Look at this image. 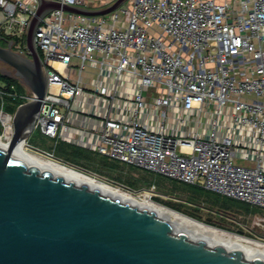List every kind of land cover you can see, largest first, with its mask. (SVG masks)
<instances>
[{
    "label": "built area",
    "instance_id": "2783aa9c",
    "mask_svg": "<svg viewBox=\"0 0 264 264\" xmlns=\"http://www.w3.org/2000/svg\"><path fill=\"white\" fill-rule=\"evenodd\" d=\"M51 1L102 9L116 0ZM37 7L0 0V35L22 54ZM34 42L47 89L33 131L264 209V0H125L101 15L55 9ZM25 90L1 85L3 142L32 97ZM4 96L21 100L13 112ZM23 145L41 150L28 138Z\"/></svg>",
    "mask_w": 264,
    "mask_h": 264
},
{
    "label": "water",
    "instance_id": "95a60500",
    "mask_svg": "<svg viewBox=\"0 0 264 264\" xmlns=\"http://www.w3.org/2000/svg\"><path fill=\"white\" fill-rule=\"evenodd\" d=\"M125 0L102 9L38 0L25 34L26 54L0 45V62L32 93L13 115L8 145H0V264H264L240 249L209 245L175 231L154 211L67 181L13 156L33 132L47 89L35 46L37 28L49 12L107 14ZM0 40L5 38L0 35Z\"/></svg>",
    "mask_w": 264,
    "mask_h": 264
},
{
    "label": "rangeland",
    "instance_id": "374dc122",
    "mask_svg": "<svg viewBox=\"0 0 264 264\" xmlns=\"http://www.w3.org/2000/svg\"><path fill=\"white\" fill-rule=\"evenodd\" d=\"M3 17L4 16L0 12V21ZM2 44L4 43L0 40V45ZM0 73L14 77L13 69L2 62H0ZM32 136L33 138L34 136H38V132L33 131L30 137H28V141H30ZM51 145L52 141L45 138L44 144L38 145V147L41 150H47V147ZM26 149L29 152L32 151L31 153L38 151V153H35L37 155L54 159L57 158L48 155L45 150L41 151L31 147H27ZM59 161L63 162L62 160ZM75 167L79 168L77 166ZM120 170L123 172L119 170L111 172L106 169L105 172H107L108 175H101L92 169H87L85 171L120 188V190L123 189V191L130 193L133 197L135 196L134 198H137L139 201L148 199L165 206H169L167 203H172L176 208L169 206L170 208L201 221L205 223V225H212L230 234H237L252 238L255 241L264 242V227H260L256 224L258 218L264 217V209H257L262 213H249L235 207L224 212L223 210H219L216 206H213L208 199L204 197L191 198L190 193L186 192V190H182L174 181L166 177L157 178L156 180L153 178H151L152 180H145L139 170L128 167L127 165H121ZM117 175L120 176L122 180L119 181L112 178V176ZM129 182L134 183V187H129Z\"/></svg>",
    "mask_w": 264,
    "mask_h": 264
},
{
    "label": "bare ground",
    "instance_id": "6f19581e",
    "mask_svg": "<svg viewBox=\"0 0 264 264\" xmlns=\"http://www.w3.org/2000/svg\"><path fill=\"white\" fill-rule=\"evenodd\" d=\"M0 145L7 146L8 143L0 140ZM31 152L25 148L22 141L14 148L12 154L24 160L29 165H37L41 170H49L53 175L62 176L67 181H73L79 185L85 184L90 189H98L101 193L118 198L122 202H129L141 208L154 211L158 217L172 223L175 231L185 232L193 239H203L209 245L222 244L229 250L240 249L244 253V256L250 259L254 257L264 259V242L255 241L252 238L237 234H230L212 225H205V223L180 213L169 206L155 203L148 199L139 201L130 193L123 191V189L120 190V188L109 184L97 176L87 173L85 170L60 162L57 158L44 157Z\"/></svg>",
    "mask_w": 264,
    "mask_h": 264
},
{
    "label": "trees",
    "instance_id": "16d2710c",
    "mask_svg": "<svg viewBox=\"0 0 264 264\" xmlns=\"http://www.w3.org/2000/svg\"><path fill=\"white\" fill-rule=\"evenodd\" d=\"M12 40V39H11ZM23 42H25V38H23ZM4 44H2V46H5L6 43L5 41H3ZM1 85H4V88L6 89V91L15 93L16 95H21V94H25L26 90L24 87V84H22L20 81H18V79H16L15 77H11L8 75H4L2 73H0V88ZM6 95V94H5ZM6 102L4 105V109L6 111L9 112H13L15 109L16 104L20 103V99L18 98H11V97H7L4 96ZM1 99H0V105H1ZM13 103V105H10L9 103ZM0 131H1V127H0ZM45 138L42 137L39 133L38 136H32V138L30 139L29 143L31 145H33L34 147H38V145H42L44 144ZM43 142V143H42ZM39 148V147H38ZM48 149H43L46 152H50L53 154L54 157H57V159L62 160L63 163H68L70 165L73 166H77L81 169L87 170V169H92L95 170L97 173L101 174V175H108L107 172H105V170H109V171H121V165H127L125 163L116 161V160H111L106 156H102L99 155L98 153L95 152H90L87 149L84 148H80L78 146L72 145V144H68L62 141H58L56 144H54L52 142V145L47 147ZM40 149V148H39ZM128 167H131L133 169H137L141 172L143 178L145 180L148 179H157V178H161L162 176H159L157 174H153L151 172L148 171H144V170H140L139 168L132 166V165H127ZM123 172V171H121ZM113 179L116 180H122V178L120 176H112ZM164 178V177H162ZM152 180V179H151ZM172 180V179H169ZM174 181L178 187H180L182 190H186V192L191 194V198H198V197H204L206 199H208V201L213 205L216 206L217 208H219V210H223L224 212H227L233 208H240L241 210H244L246 212L249 213H262L260 211H258L256 207H252L248 204H245L241 201L232 199V198H228V197H223L220 196L218 194L206 191L204 189H202L201 187L198 186H194V185H189L186 183H182L176 180H172ZM129 187H134V183L129 182ZM167 205L174 207V205L172 203H167Z\"/></svg>",
    "mask_w": 264,
    "mask_h": 264
}]
</instances>
